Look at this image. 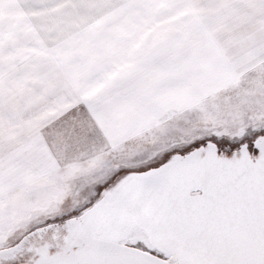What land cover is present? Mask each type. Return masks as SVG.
I'll list each match as a JSON object with an SVG mask.
<instances>
[{
  "label": "crops",
  "instance_id": "1",
  "mask_svg": "<svg viewBox=\"0 0 264 264\" xmlns=\"http://www.w3.org/2000/svg\"><path fill=\"white\" fill-rule=\"evenodd\" d=\"M258 57L264 0H0V192L59 167L56 128L121 139L197 66Z\"/></svg>",
  "mask_w": 264,
  "mask_h": 264
},
{
  "label": "snow or ice",
  "instance_id": "2",
  "mask_svg": "<svg viewBox=\"0 0 264 264\" xmlns=\"http://www.w3.org/2000/svg\"><path fill=\"white\" fill-rule=\"evenodd\" d=\"M176 153L183 159L170 167ZM130 167L143 183L112 211L113 223L134 216L167 249L135 241L148 254L143 264H264V127L203 132ZM135 255L59 264H137Z\"/></svg>",
  "mask_w": 264,
  "mask_h": 264
},
{
  "label": "rangeland",
  "instance_id": "3",
  "mask_svg": "<svg viewBox=\"0 0 264 264\" xmlns=\"http://www.w3.org/2000/svg\"><path fill=\"white\" fill-rule=\"evenodd\" d=\"M238 67L236 62L221 63L217 71L197 66L195 75L206 77L188 79L193 86L187 94L177 89L167 104L176 109L163 111L161 103L155 111L144 112V120L139 118L137 127L121 139L107 138L89 120L56 128L62 133L50 135V146L59 167L39 181L21 182L0 192V248L38 226L81 213L117 176L140 171L130 166L144 164L196 135L207 131L242 134L264 127V59L258 57L246 69ZM155 114L159 116L153 120ZM137 240L128 241L136 245Z\"/></svg>",
  "mask_w": 264,
  "mask_h": 264
},
{
  "label": "water",
  "instance_id": "4",
  "mask_svg": "<svg viewBox=\"0 0 264 264\" xmlns=\"http://www.w3.org/2000/svg\"><path fill=\"white\" fill-rule=\"evenodd\" d=\"M174 156L170 167L183 159L178 153ZM142 183V170L120 174L81 213L38 226L16 243L0 248V264H59L76 259L115 257L124 252L135 253L137 264H143L148 254L128 240H145L161 250L167 249L134 216L122 219L116 227L111 215Z\"/></svg>",
  "mask_w": 264,
  "mask_h": 264
},
{
  "label": "flooded vegetation",
  "instance_id": "5",
  "mask_svg": "<svg viewBox=\"0 0 264 264\" xmlns=\"http://www.w3.org/2000/svg\"><path fill=\"white\" fill-rule=\"evenodd\" d=\"M28 256H29V254H28Z\"/></svg>",
  "mask_w": 264,
  "mask_h": 264
}]
</instances>
